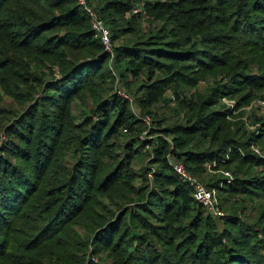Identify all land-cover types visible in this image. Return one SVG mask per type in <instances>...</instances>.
Listing matches in <instances>:
<instances>
[{
  "label": "trees",
  "instance_id": "obj_1",
  "mask_svg": "<svg viewBox=\"0 0 264 264\" xmlns=\"http://www.w3.org/2000/svg\"><path fill=\"white\" fill-rule=\"evenodd\" d=\"M86 1L110 29L113 45L127 35L135 36L144 15L151 18L150 35L115 46L111 60L78 0H0V27L4 25L0 48L8 50L0 51L6 60H0V71L8 67L14 77L0 78V82L22 103L35 99L32 93L16 92L17 81L45 92L17 124L8 127L0 146L6 154L0 153V264L8 256L15 262L7 264H92L84 258L89 241L78 248L75 240L84 236L74 227L92 236L98 249L119 248L124 264H173L165 258L168 250L162 248L173 244L180 252L186 251L190 264H264V228L238 215L246 209L244 203L252 201L251 196L264 192V174L252 176L249 168L240 178L241 164L234 167L230 192L244 198L235 201L224 218H214L192 198L190 187L179 180L168 161L172 158L202 178L199 166L226 161L227 155L236 158L238 146L248 149L252 138L241 129L233 133L225 111H211L223 90L212 89L196 105L197 111L190 99L174 90L180 107L189 113L184 122L172 127L162 129L155 110L165 102L174 79L180 88L187 86L186 79L195 86L206 78L205 70L215 67L226 69L232 84L249 86L250 92L241 94L240 100L249 99L253 90L264 86L263 79L246 74L247 65L255 63L244 49L250 44L253 51L264 53V38L254 42L243 38L256 27L257 15H264V0ZM232 14L247 26L244 30L240 25L231 27L232 33L240 35L236 39L241 49L226 58L213 45L223 38L217 26L223 28ZM11 52L14 58L10 59ZM116 82L130 92L132 103L119 95ZM95 88L91 114L75 128L69 115L71 97ZM31 115L29 125L26 119ZM71 128L78 132L68 145ZM157 131L165 137L150 139ZM20 140L31 147L21 156L24 161L33 160L31 173L22 172L14 163L16 151L23 149ZM260 144L264 149V142ZM66 145L69 156L64 160ZM229 149L234 151L229 154ZM149 151L159 165L137 172L135 162ZM247 160L264 165V161ZM16 172L23 182L14 178ZM149 175L154 177L149 200L142 202L131 185L129 193L140 205L128 206L132 201L127 202L128 196L121 191L126 193L135 178L150 187ZM97 195L112 201L118 197L120 202L108 207ZM126 218L128 227L121 231ZM142 224L148 231L135 234Z\"/></svg>",
  "mask_w": 264,
  "mask_h": 264
},
{
  "label": "rangeland",
  "instance_id": "obj_2",
  "mask_svg": "<svg viewBox=\"0 0 264 264\" xmlns=\"http://www.w3.org/2000/svg\"><path fill=\"white\" fill-rule=\"evenodd\" d=\"M160 1H165V0H160ZM242 2V0H240ZM253 0H250L252 2ZM79 2V0H78ZM237 3L235 2V5ZM238 5V4H237ZM251 8V7H250ZM235 9V7L231 8ZM235 16L234 14L230 15L229 18L226 19V24L223 25V28L220 26H217V30L221 28L222 31H219L222 34V39L219 44H214L213 46H219L218 55L222 52H225L226 58L229 56H232V51L236 54H239V49H241V43L238 42L236 39L240 35L238 33H232L231 27L234 25H240V27L244 30L246 23L245 21H241L240 17L235 20L233 17ZM257 22L254 24L256 27L254 29H250L249 32L244 34V40L247 42H251L250 39H253V42L257 39L264 38V15L258 14L257 15ZM239 19V20H238ZM224 22V21H223ZM243 23V25H241ZM4 27L1 26L0 29ZM250 27V26H249ZM139 32L133 36V35H127L126 37L122 38L120 41L116 42L115 45H113V48L115 46H119L121 44H130L133 43L137 40H144L146 39L152 30V25H151V18H149V15H144V20L141 21V23L138 26ZM241 29V30H242ZM256 30V32H254ZM1 35H0V42H1ZM4 43V40L1 42ZM250 45V44H249ZM246 46L244 45V49L248 50L249 52V57L253 60V63H250L247 65L246 69V74L250 76H255L257 78H261L264 81V67L261 68V63L264 62V53L263 52H257V50L253 51V47L251 46ZM234 47H238L235 50ZM1 52H7L5 48H0ZM258 54H261V57L255 58ZM14 58L12 52L10 53L9 58L11 59ZM5 60V57L0 55V60ZM260 61V62H259ZM205 62L207 63L208 60L205 59ZM27 62H23L25 64ZM1 65V64H0ZM110 63H107L105 68L108 67ZM12 69L10 68H5L2 71H0V78H6L13 80V76L10 74ZM207 76L205 79H202L196 84L195 86H191L187 81V86L179 87L178 79H174L175 81H172L171 87L166 91L164 99L165 102H161L157 107H155L156 111H158V117L159 119L162 120V125L161 128H168L172 127L175 124H180L184 122V117L185 114H188L187 109H182V106L180 107L179 102L177 101L174 90L180 92L182 94L181 96H186L187 99H190V105L191 107L195 108L196 111L197 106L202 98H206L209 96L210 91L212 89H221L223 90V94H221L218 97L217 104L212 107L211 111L218 110V111H225L227 113V122L231 125V129L233 133H236L238 129H241L242 132H245L247 137H251L252 141L251 144H249L248 149H245L242 146H238V154L235 155L236 158H233L231 155L230 157L227 155L226 161L225 160H219L218 162L215 161L213 162V166H209V164H204L199 168L201 169L202 172V178H199L203 180V182L208 186L211 184L210 188H214L217 190L219 194V198L222 203V207L225 213H227V210H229L230 206L235 201H239L240 198H244L243 194L241 193H232L230 192L232 188V182L233 180L229 179L226 180L227 178L222 177L220 172H229L232 176V179H234V172L233 168L236 167L238 164H241L242 172L243 174L241 175L240 178H244L246 175L245 173L248 171L249 168H251V175L255 176L256 174L258 175H263L264 174V165H258L256 163H250L248 159L254 160L255 162L257 161H264V149L260 144L261 142H264V86L259 89L253 90L251 93L253 94L252 97L249 99L243 101L240 100L241 94H246L249 91V86L243 83H237V84H232L230 81L229 75L223 67H215L212 71H204ZM38 75V74H36ZM56 75H58V72L56 71ZM185 76H190L189 73H185ZM181 78H184L182 76ZM177 80V81H176ZM117 83V82H116ZM17 89L16 92L21 93L22 95L26 94H33V99L35 101L33 103H22L17 97H12L11 96V91L8 90L5 85H3L0 82V146H2L4 140L6 139L7 136V129L10 125H15L17 122L21 119L22 116H25L27 111L31 106H33L36 102L41 100L43 98V94L45 92L42 89H31L29 85L20 83L17 81ZM35 84V83H34ZM264 84V82H263ZM115 88H117V92L119 95L130 101L132 103V99L130 98L131 96L129 95L130 92L125 91L124 87L121 86L120 84H115ZM97 88L94 90L90 91H83L79 93L75 97H71V103L69 107V115L74 119L75 123V128H78L80 123L85 119L86 116H89L91 114V109L93 108V102L95 100V92ZM216 97V96H215ZM217 98V97H216ZM133 105V104H132ZM134 110L137 112L139 116L140 113L135 109ZM33 122V115H31L29 118L26 119L27 124H32ZM152 127V124H150ZM20 131L25 132L28 136L30 135V132L27 133L24 128H20ZM78 132L76 129L71 128V131L68 134V138L66 139V144H71L72 140L76 137ZM161 132V131H160ZM159 136L165 137V134L159 133V131L156 132L155 135L150 136L149 138L152 140H156ZM33 138V137H32ZM170 139V137H169ZM247 139V138H246ZM21 143L23 146L22 150L16 151L14 163L22 168V172L28 171L31 173V168L33 166V160H27L24 161V159H21V156H25L28 152L27 148H31L30 145H27L24 140L18 141ZM68 145L65 146L64 150L62 151V156L65 160V156H69V147ZM152 150V147L151 149ZM234 149H229L228 153L230 154ZM1 155H6L3 152H1ZM90 154H92L91 151H89ZM246 157V159H244ZM92 160H95V157H91ZM156 156L154 153L149 151L142 161H136L135 162V170L139 172V170L142 167H148L149 170H153L156 168L159 164L156 161ZM169 158V157H168ZM244 160V161H243ZM250 160V161H251ZM168 161L172 162L175 161L174 159L170 158ZM227 161L229 162L228 164ZM263 163V162H261ZM24 164V165H22ZM219 164L222 166L219 167ZM226 164V165H225ZM23 166H27L28 168H25ZM217 166V167H216ZM36 168V167H35ZM203 168V169H202ZM37 170V169H36ZM28 173V174H29ZM255 174V175H254ZM21 176V177H20ZM16 180L19 182H23L24 178L22 175H20V172H16V175L14 176ZM31 178V177H30ZM32 180L34 179V176L31 178ZM225 179V180H224ZM149 184L150 187H147V184L143 182L139 178L133 179V181H129L128 185V190L126 193H124V189L121 191V194L123 196H128V201L131 203L128 204V206H133V207H138L140 205V201H137V197H139L141 200H144L142 202L148 201L150 198V188L151 184L154 181L153 175L148 176ZM133 185L137 190L138 194L137 197L132 195V193H129V188L130 186ZM255 190V189H254ZM260 194L259 196L253 195L250 198H252V201H247L244 203L246 209L244 211H240L238 215L243 218L245 221H248L253 224H259L261 227L264 228V192L263 191H257ZM140 193V195H139ZM231 196V197H229ZM233 196V197H232ZM97 197L100 199V202L102 204H105L108 207H112L110 204L112 203H118L120 202V199L116 197L114 201L111 199L105 197V195H97ZM115 212H117L118 216V210L115 209ZM122 211V210H121ZM115 216L113 220L116 219ZM13 217V216H12ZM11 218V217H10ZM127 218L124 220L123 227H121V231L125 230V228L128 227L127 225ZM1 222H0V228H1ZM106 227L103 226V229ZM75 230L83 233V239L79 240L78 238L75 240V243H77L78 248H81V246L86 245V241H89L88 246L85 249V260L87 262H91L92 264H124L125 260L124 257L121 255L120 249L119 248H102L98 249L95 244L94 238L92 239V236H88L85 231L80 229L79 227H74ZM137 235H143L145 234L148 230L145 229V224L139 225L138 228L135 230ZM95 235V234H94ZM264 235V233H263ZM118 235H116V238ZM176 240H179L180 236L176 235L174 236ZM116 241V239H115ZM113 242V244L115 243ZM12 243H15L13 240ZM165 248V250H168L166 252V257L170 262L173 264H190L188 257H186V251L185 252H180L182 250H178L175 245H171L170 247L168 245L162 246V248ZM80 250V249H77ZM84 252V253H85ZM96 252V254H95ZM180 252V253H178ZM123 257V258H122ZM15 260L8 256L4 260V264H7L9 261Z\"/></svg>",
  "mask_w": 264,
  "mask_h": 264
},
{
  "label": "built area",
  "instance_id": "obj_3",
  "mask_svg": "<svg viewBox=\"0 0 264 264\" xmlns=\"http://www.w3.org/2000/svg\"><path fill=\"white\" fill-rule=\"evenodd\" d=\"M80 6L89 15L91 25L96 34L101 38L105 51L111 54L113 59V44L111 41V31L106 24L101 20L98 13L91 8L86 0H79ZM138 13V10H133ZM150 126V121H147ZM170 160V158H168ZM174 173L178 176L179 180L187 184L191 190L192 198L199 203L202 208L214 218H224L225 212L222 207L219 194L216 189L207 186L201 179L196 177L193 173L189 172L182 163L176 161H169ZM220 174L227 178L226 180H233L229 172H220Z\"/></svg>",
  "mask_w": 264,
  "mask_h": 264
}]
</instances>
